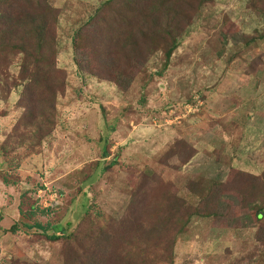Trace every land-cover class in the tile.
Instances as JSON below:
<instances>
[{
    "label": "rangeland",
    "instance_id": "rangeland-1",
    "mask_svg": "<svg viewBox=\"0 0 264 264\" xmlns=\"http://www.w3.org/2000/svg\"><path fill=\"white\" fill-rule=\"evenodd\" d=\"M46 1L65 87L38 142L14 136L23 110L15 92L0 96V264H70L78 244L73 264L92 249L100 264H264V20L252 8L264 0ZM106 3L166 35L130 60L100 47L80 22ZM167 33L177 45L163 69Z\"/></svg>",
    "mask_w": 264,
    "mask_h": 264
},
{
    "label": "trees",
    "instance_id": "trees-1",
    "mask_svg": "<svg viewBox=\"0 0 264 264\" xmlns=\"http://www.w3.org/2000/svg\"><path fill=\"white\" fill-rule=\"evenodd\" d=\"M125 1L130 2L132 0ZM42 2L41 6L44 7V12L35 10L34 4L32 5L29 0H12L7 5H4L0 0V96L5 100H9L12 91L17 94L15 106L22 109L23 113L13 126V134L14 136L17 134H31L36 142L40 140L42 134L48 132L51 124L50 116L55 111L57 94L61 93L60 90L65 87V83L56 68L54 46L47 43L48 35L51 33L52 36L55 28H57L59 12L53 10L46 0H42ZM199 2L203 5L206 0H199ZM109 3H106L99 17L97 15L100 11H97L93 14L90 13L87 20L83 19L80 22L82 23L80 28L90 24L95 25V30L99 39H101L100 47L109 48L114 53H119L118 50L121 49V51H124L123 54L126 55V59L130 60L131 56L141 54L142 46L147 47V53L150 52L153 48L148 42V40L153 39L151 35L156 34L157 31L166 35L165 31L159 27L158 21H154L156 24H154V29L150 35L149 32L144 30V25L139 24V21H133V24L128 23L123 14L111 11L112 4ZM155 5L157 3L153 6ZM252 8L253 13L264 20V8L263 10H256L254 6ZM48 14L49 16H47ZM115 15L121 18L120 22L125 31L117 29L115 24L111 22L110 19ZM98 22H102V25H99ZM137 35H142V41L137 39ZM262 37H264V32ZM167 40L166 49H164L163 69H165L166 63L177 45L174 36L170 33H167ZM255 40V38H250V41L255 42ZM250 41L246 44H249ZM28 47L37 50L32 53ZM105 52L103 56H110L107 59L110 69L108 67L107 70L112 71L111 65H117L118 62L112 54L108 53L110 50L107 49ZM18 55L17 61L20 60L19 66L21 68L13 75L8 70V63ZM96 71L102 76L97 77L98 79L109 80V74L104 69L99 71L98 65ZM161 73L160 70L158 75H161ZM48 109L49 111H47ZM20 127L23 129L22 132H19ZM4 151L5 149L2 147L1 153L3 154ZM2 181L8 184L5 176L2 177ZM19 212L25 216L24 212ZM259 217H261L260 214L257 215V219ZM34 227L43 232L46 230V227L39 223H36ZM12 228H10V231L14 232L15 230ZM63 230L65 229L61 226L54 227V234L49 239L54 242L59 241L63 237L61 235ZM261 233L264 234V225L261 227ZM86 238L91 239L89 236ZM173 246L174 243L167 246V249H170L168 257L171 258ZM80 247L85 249L83 244L72 246L70 264L79 259L80 254L83 255L84 252ZM262 256H264V253H262ZM100 262V257L94 254L92 249L86 255L85 261L78 262V264H100Z\"/></svg>",
    "mask_w": 264,
    "mask_h": 264
}]
</instances>
